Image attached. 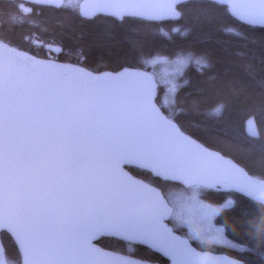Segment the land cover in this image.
Masks as SVG:
<instances>
[{"label":"snow or ice","instance_id":"obj_1","mask_svg":"<svg viewBox=\"0 0 264 264\" xmlns=\"http://www.w3.org/2000/svg\"><path fill=\"white\" fill-rule=\"evenodd\" d=\"M20 8L24 15L0 0V264H154L153 253L172 264H253L190 241L225 242L212 221L236 201L202 199L224 186L248 200L233 247L243 253L245 240H259L264 250V137L249 141L241 159H225L224 150L237 149L212 119L234 103L250 109L249 127L257 116L264 123V0H34ZM93 14L108 23L87 41L81 33L74 62H59L64 37ZM166 19L182 22L171 32L202 45L174 62L205 77L187 82L183 99L175 83L158 98L154 76L118 62L130 52L157 63L146 51L158 39L148 25ZM25 25L49 40L14 39ZM244 25L261 26L259 38ZM25 41L57 57L41 58ZM96 49L107 60L91 67ZM210 90L223 99L205 112ZM193 121L221 151L193 137ZM184 228L186 236L176 234ZM105 236L117 248L96 247ZM141 246L145 254L132 258Z\"/></svg>","mask_w":264,"mask_h":264},{"label":"trees","instance_id":"obj_2","mask_svg":"<svg viewBox=\"0 0 264 264\" xmlns=\"http://www.w3.org/2000/svg\"><path fill=\"white\" fill-rule=\"evenodd\" d=\"M16 5V11L24 15L20 6L22 5L24 8H32V4H26L18 1H14ZM89 23H86L78 28L75 33H70L66 35L63 39L64 44V55L59 59V62H67L71 63L75 61V57L70 54L72 46L77 43V38L83 34V39L85 41L89 40L91 35L95 32H98L108 21L104 17L97 18L96 16L88 19ZM182 22L177 21H167V22H155L152 25H148L151 31L158 37L153 43L149 45L146 51L152 53L153 56L158 57H166L172 58L180 55L182 52H186L189 49H198L202 45L195 42L191 35L188 37L180 36L175 32H171L173 28H180ZM245 30H252L254 35L259 38L261 34V28L252 27V26H243ZM171 32L172 38L169 39L162 35L163 33ZM13 38L19 40L22 36L32 35L33 37L38 36L42 41H48L49 37L46 34H43L41 30L34 29L31 25H25L23 27L17 28L14 33H12ZM25 46L32 52L41 56V58H53L57 57L55 52H49L47 48L41 49L35 44H31L25 41ZM107 60V56L103 50L96 49L94 50V56L92 58L91 67H97L102 65ZM119 63H126L127 65L132 66V68L137 70H144L149 72V67L143 60L138 59L134 53L128 52L127 54H122V58ZM114 66V65H110ZM211 75V73H209ZM182 83L178 88V95L181 99L187 96V93L191 91L187 82L192 81H202L205 77L201 76L200 71L196 68L195 65H187L182 72ZM160 87L157 85V96L159 98ZM223 99V96L214 92L208 91L204 98V111L211 112V110ZM250 109L246 106L239 104H229V106L225 109L223 116L221 117H213L212 119L218 121L216 124L217 134H224L227 132L228 137L231 142L236 146L237 150H224L222 154L225 158L232 160L241 159V151L244 149L249 141L255 140L256 138H251L245 134L244 125L249 119ZM254 123L257 127L258 136L264 137V123H262L257 116L254 120ZM186 127L192 133L194 138H198L200 142L205 143L206 147H209L215 151H221L222 145L218 144L211 139H209L208 135L203 132L202 129L196 126V122L193 121L191 124L186 122ZM131 171V174H137L139 172L138 169H128ZM206 192H210V195H206L202 197L204 202L210 204H222L225 201H236V210L234 212H225L221 216H217L214 218V222L216 225L221 226L224 229V235L227 239L238 245L243 237L240 234V230L237 226L238 221L240 219V208L241 206H247V198L242 196L241 193L237 192L228 187L220 186L217 188H212L210 190H205ZM177 233L183 236L181 230H178ZM197 249H200L195 242H191ZM96 244L100 247L108 250H113L117 248L110 238H101ZM243 247L245 251L240 253L237 248H226L217 245L206 246L202 250H208L213 253H223L227 256L237 259L239 255L245 256L247 259L251 260L253 264H261V261H264V250H262L261 243L259 240L256 241H247L245 240ZM253 249L252 251H248V249ZM9 255L14 256V251L11 246H8ZM127 249L125 248L122 253L127 254ZM145 254L143 247L138 250L137 256ZM152 259L154 262H158L160 264H164V260L162 258L153 253Z\"/></svg>","mask_w":264,"mask_h":264},{"label":"rangeland","instance_id":"obj_3","mask_svg":"<svg viewBox=\"0 0 264 264\" xmlns=\"http://www.w3.org/2000/svg\"><path fill=\"white\" fill-rule=\"evenodd\" d=\"M176 59H177V56L172 57V58L159 57V61L155 64L152 62L146 63V65L150 69L149 73L151 74V76L155 77L156 85L160 87V94H159L160 99H163L168 88L173 83L177 85H180L182 83V79H181L182 72L187 65H184L182 67L177 66L174 63ZM220 205L221 204H215L214 206H220ZM212 223L215 228H222L221 226L215 224L214 219ZM187 231H188L187 228H184L183 230H181V232L183 233V236H186ZM223 235H224V232H223ZM224 241L225 242L213 243V244H209V243L201 244L200 241H197V240H191L190 242H195L200 249H203L206 246H211V245H217V246L226 247V248H236V247H233V245H236V244L230 241L229 239H227L225 235H224Z\"/></svg>","mask_w":264,"mask_h":264},{"label":"water","instance_id":"obj_4","mask_svg":"<svg viewBox=\"0 0 264 264\" xmlns=\"http://www.w3.org/2000/svg\"><path fill=\"white\" fill-rule=\"evenodd\" d=\"M14 1H18V2H22V3H26V4H32L33 5V3H34V0H14ZM96 15L95 14H93L92 16H90V17H88V18H86V19H91V18H93V17H95ZM167 21H176V20H171V19H166V20H163V21H157V22H167ZM247 26H251V25H247ZM252 27H259V28H261V26H259V25H255V26H252ZM61 63H67V62H61ZM133 70H136V71H141V72H145V73H147L148 75H151L149 72H147V71H144V70H137V69H134L133 68ZM244 131H245V134L247 135V136H249V137H251V138H257L258 137V131H257V127H256V125H255V123L253 122L252 123V125H251V127H249V124H248V121L245 123V125H244ZM210 150H212V149H210ZM212 151H215V150H212ZM225 159H228V158H225ZM126 171H128L127 170V168L125 169ZM229 188V187H228ZM231 189H233V188H231ZM234 190V189H233ZM171 227V226H170ZM177 235H179L178 233H176ZM101 238H109V237H98L97 238V240L96 241H94V243H95V245H96V247H99V248H102V247H100L98 244H96V242L99 240V239H101ZM190 244H191V246L193 247V248H195L197 251H201L202 249H197L191 242H190ZM141 247H143V246H141ZM102 249H104V248H102ZM105 251H109L108 249H104ZM204 251H208V250H204ZM123 254V253H122ZM155 254H157V255H159L161 258H162V260H164V264H172V259L170 258V257H168V256H165V255H163L162 253H155ZM212 254L214 255V256H217V257H220V258H223V260H225V261H227V260H233V258H231V257H229V256H227L226 254H223V253H213L212 252ZM132 258H136V257H132ZM154 264H160V263H158V262H154Z\"/></svg>","mask_w":264,"mask_h":264}]
</instances>
